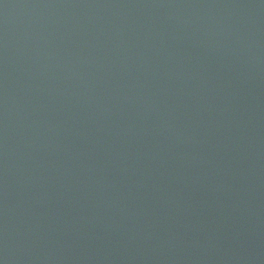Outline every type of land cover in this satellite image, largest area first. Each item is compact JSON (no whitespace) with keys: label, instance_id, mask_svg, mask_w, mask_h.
Instances as JSON below:
<instances>
[{"label":"water","instance_id":"95a60500","mask_svg":"<svg viewBox=\"0 0 264 264\" xmlns=\"http://www.w3.org/2000/svg\"><path fill=\"white\" fill-rule=\"evenodd\" d=\"M0 264H264V0H0Z\"/></svg>","mask_w":264,"mask_h":264}]
</instances>
